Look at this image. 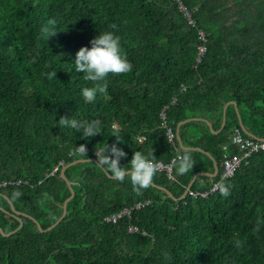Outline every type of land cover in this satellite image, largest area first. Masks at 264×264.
I'll list each match as a JSON object with an SVG mask.
<instances>
[{"label":"trees","instance_id":"1","mask_svg":"<svg viewBox=\"0 0 264 264\" xmlns=\"http://www.w3.org/2000/svg\"><path fill=\"white\" fill-rule=\"evenodd\" d=\"M181 1L196 27L172 0H0V181H30L0 188V264H264V153L222 182L232 186L227 198L183 195L195 174L221 166L241 124L264 140V0ZM49 19L58 33L47 41L40 28ZM199 30L207 44L196 64ZM104 31L121 37L133 69L109 74L107 92L87 102L81 89L95 85L75 71V55ZM52 70L55 79L42 75ZM61 117L99 119L101 133L82 140L58 126ZM114 143L127 154L122 167L152 148L164 165L175 159L174 180L158 170L137 194L129 177L97 164L96 151ZM184 151L195 166L179 174ZM147 200L131 219L105 223ZM131 224L153 239L130 234Z\"/></svg>","mask_w":264,"mask_h":264},{"label":"clouds","instance_id":"2","mask_svg":"<svg viewBox=\"0 0 264 264\" xmlns=\"http://www.w3.org/2000/svg\"><path fill=\"white\" fill-rule=\"evenodd\" d=\"M55 25V19L47 20L46 24L40 28V37L48 41L50 37L57 35L58 32L55 31ZM115 27V25L111 26L112 29H115ZM90 44V48L81 47L78 50L74 61L75 71L84 73L83 78L87 81L94 82L95 85L93 87H83L81 89V95L87 102H93L98 93L104 94L107 92L108 85L106 81L109 74H126L133 69V65L128 60L127 54L122 50L121 37L116 35L114 31H104L100 33L90 41ZM28 62L36 63V56H32ZM42 75H46L49 80L55 79L56 70L42 73ZM58 126L60 128L66 127L73 129L76 133L82 135V140H87L91 137L100 135L102 122L99 119L79 120L72 117H61ZM116 140L117 143L121 142L117 137ZM75 148L82 157L87 158L88 153L85 144H81ZM96 155L97 164L104 168L106 173L110 174L113 179L123 182L125 177H129L133 191L137 194H142V190L147 189L152 184L154 176L162 166L161 163L157 161L153 148L147 151V153L140 150L134 151L128 164L130 165V169L128 165L124 167L120 165L121 159L126 158L127 154L122 149L118 148L115 143L111 146L106 144L102 149L96 151ZM176 163H178L179 174H186L195 166V161L187 151L177 156ZM218 187L223 197L227 198L230 195L231 185L221 183ZM187 191L185 195L189 196L187 195ZM257 223L259 224V221H257ZM234 246L236 248H241V241H234ZM165 258L170 259L171 257L165 253Z\"/></svg>","mask_w":264,"mask_h":264},{"label":"built area","instance_id":"3","mask_svg":"<svg viewBox=\"0 0 264 264\" xmlns=\"http://www.w3.org/2000/svg\"><path fill=\"white\" fill-rule=\"evenodd\" d=\"M176 5L177 9L182 13L183 17L185 18L187 24L191 26L196 27V23L194 18L192 17L191 12L186 8L184 3L181 0H172ZM197 40L199 41V46L197 47V58H196V64H200L201 58L206 53V44L207 39L205 34L202 30H199L197 33ZM186 86L184 84L180 85V91L185 90ZM176 95L172 97V101H175ZM167 108V105H165L160 113V117L162 119V127L166 129V136L168 142L174 145V138L175 133L173 130L168 126L167 120H166V113L165 109ZM231 145L235 146L237 149V153H232L231 147L229 145H224V155L223 160L221 163V174L220 179L216 182H213L211 186L203 191H187V195H189L192 198H206L207 196L216 193L219 190V185L223 182V180L233 178L238 171V169L242 165H246L250 162V159L257 154L264 153V140L260 139H253L250 137L245 136L241 129L236 128L232 135H231ZM175 159H172L169 164L164 165L161 163V168L159 170L166 171L167 175L170 179L174 180L173 177H171V171H172V165L174 163ZM60 165H63V163H60ZM59 166L55 168V170L52 172L55 173ZM20 184H30V181L22 180V179H9V180H2L0 181V188H4L7 186H18ZM150 204V201H139L136 203L133 207H125L121 209L118 212H114L105 218V223L107 224H117L121 220H124L126 218L131 219L132 213L134 210H140L147 205ZM128 232L130 234H140L143 238H152L147 232L141 231L139 227L135 226L134 224H131L128 228ZM153 239V238H152Z\"/></svg>","mask_w":264,"mask_h":264},{"label":"crops","instance_id":"4","mask_svg":"<svg viewBox=\"0 0 264 264\" xmlns=\"http://www.w3.org/2000/svg\"><path fill=\"white\" fill-rule=\"evenodd\" d=\"M224 114H225V115H224V121H222L220 129H219V130H215V133L220 132V131L222 130V128L225 127V124H226V118H227L226 111L224 112ZM207 123H208L209 129H210L211 131H213V128H212V126H211V122L208 121ZM239 129H241L242 133L245 132V134H246L245 136L250 137V136L248 135L249 133H248L246 130L244 131V130L242 129V126H241ZM246 132H247L248 134H247ZM243 134H244V133H243ZM250 135L252 136V137H250V138L256 139L252 134H250ZM227 145H229V146L231 147V151H232V153H237V149H236V147L233 146V145H231V138H230V143L227 144ZM223 147H224V146H223ZM183 148L189 149V148H187V147H183ZM190 149H191V148H190ZM213 165H215V162H213ZM219 173H221V166H220V167H217V165H215V168H213L212 173H206V174H203V173L198 174V173H197V174H195V175L193 176V178L191 179L189 185H188L187 188L185 189V192H184L183 195H185V193H186L187 190H191V189H190V186H191L192 184H195V185H196L195 190H200L201 188H203V187H205V186H208L209 183H210L211 178L216 177ZM203 175L205 176V178H203ZM207 177H208L209 179H207ZM200 178H202V179H200ZM203 189H204V188H203Z\"/></svg>","mask_w":264,"mask_h":264},{"label":"water","instance_id":"5","mask_svg":"<svg viewBox=\"0 0 264 264\" xmlns=\"http://www.w3.org/2000/svg\"><path fill=\"white\" fill-rule=\"evenodd\" d=\"M234 104H235V106H237V103L236 102H234ZM241 126H242V124H241ZM242 129L245 131V128L242 126ZM247 133V132H246ZM248 134V133H247ZM250 137H252L250 134H248ZM177 140L179 141V138L177 137ZM180 142V141H179ZM62 175L64 176V170H63V173H62ZM65 177V176H64ZM71 191H72V195H74V191H73V189H71ZM70 199V198H69ZM68 199V200H69ZM67 200V201H68ZM67 201L65 202V204H64V207H65V212H64V214L66 213V204H67ZM55 226H53L52 228H50L49 230H47V231H50L51 229H53Z\"/></svg>","mask_w":264,"mask_h":264}]
</instances>
